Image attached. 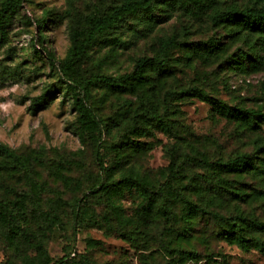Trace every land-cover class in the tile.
Returning a JSON list of instances; mask_svg holds the SVG:
<instances>
[{
  "label": "rangeland",
  "instance_id": "rangeland-1",
  "mask_svg": "<svg viewBox=\"0 0 264 264\" xmlns=\"http://www.w3.org/2000/svg\"><path fill=\"white\" fill-rule=\"evenodd\" d=\"M120 1L22 0L6 38H0V143L19 155L25 166L0 159V203L13 209L12 203L20 199L26 230L36 235L53 261L85 254L97 264H264L263 252L242 251L220 236L212 216L264 223V125L247 131L216 115L206 102L183 93L195 88L227 106L264 113V66L256 71L248 67L255 58L264 63L262 40L211 22L215 9L260 7V0H206L202 13L176 12L128 51L91 49L81 68L83 76L117 77L131 72L138 59L155 57L160 41L174 42L168 50L172 75L154 78L152 89L124 94L100 87L92 91L89 104L104 125L96 144L91 137L79 138L76 114L62 95L55 94L45 110L29 109L32 99L55 79L46 55L62 61L70 46V29ZM197 43H213L216 50L203 58L191 50ZM146 106L155 109L170 133L151 129L139 139L140 150L119 162L111 147ZM95 148L106 167L119 162L122 170L131 166L146 172L155 190L170 185L204 212L188 216L183 204L175 202L171 223L162 220L144 234H131V239L121 236L109 218V203L92 192L105 177L96 166ZM240 154L250 156L256 169L217 178L252 197L238 200L223 194L222 206H216L212 197L217 188L200 179L205 175L216 183L215 175L185 155L224 162ZM77 200H83L80 208ZM117 203L124 215L135 217L140 199L127 192ZM82 208L92 220L72 219V211ZM47 215L52 218L47 220ZM6 233L0 224V264H23L24 254L33 255L30 245L20 236L9 243ZM249 237L264 242V233ZM179 251L193 253L196 259L177 255Z\"/></svg>",
  "mask_w": 264,
  "mask_h": 264
},
{
  "label": "trees",
  "instance_id": "trees-1",
  "mask_svg": "<svg viewBox=\"0 0 264 264\" xmlns=\"http://www.w3.org/2000/svg\"><path fill=\"white\" fill-rule=\"evenodd\" d=\"M260 3H262L260 7L215 9L211 22L217 27L230 26L236 32L256 34L264 44V0H260ZM21 4L22 0H0L1 40L6 38ZM204 9H206V0H121L117 5L88 15L83 23L70 29V46L62 61L56 63L51 55H46L49 64L56 71L55 79L45 86L39 96L32 99L29 109L33 113L45 110L55 94L62 95L68 100L71 109L76 114V132L79 138L83 140L86 136L91 137L93 144H96L104 130V125L89 104L92 91L100 87L113 94H124L136 90L152 89L154 78L172 75L168 62V50L174 46V42L171 39L160 41V51L155 57L138 59L131 72L117 77L96 75L85 78L81 68L89 59L90 50H106L111 54L128 51L137 42L152 35L160 24L170 20L176 12L183 10L193 14L194 12L202 13ZM56 18L59 21L62 20L59 16ZM191 50L202 55L203 58H208L215 52L216 46L213 43H197L193 44ZM259 60L255 58L253 64L248 67L253 71L258 70L259 66H264V63ZM239 64L241 66L243 63ZM183 93L206 102L216 115L236 122L247 131H258L261 125H264V113L259 110L227 106L195 88L183 91ZM156 114L153 107L146 106L132 123L126 125L123 139L111 147L116 160L120 162L126 155H135L141 148L139 139L148 136L151 129L170 133L168 124L160 120ZM185 157L192 162H198L201 168L215 175L216 183H212L213 177L207 179L205 175H202L200 178L205 186L217 188L212 197L214 205L222 206V199L219 198L223 194L238 200L252 197L229 186L227 180L217 178L220 174L241 175L254 171L256 168L250 156L240 154L224 162H208L203 156L198 158L197 155H185ZM0 159H8L18 166H25V161L2 143H0ZM94 160L97 168L103 172L105 177L103 183L98 182L93 186L92 192L100 193L109 203V218L116 222L118 231L121 230L120 234L125 238L131 239V234L140 235L162 220L165 223H171L172 206L175 202L183 204L188 216L204 212L201 207L193 204L170 185L164 184L163 187L155 190L154 182L146 172L139 173L131 166L122 170L119 162L106 167L97 148L94 151ZM116 174H118L117 178H115ZM32 189L37 191L35 185H32ZM127 192H133L140 199L135 217L124 215L121 206L117 203ZM199 194L201 195V192ZM76 202L77 207L80 208L83 200ZM12 206L13 209H9L8 204L0 203V224L7 231L5 236L9 243H13L20 236L30 245L33 255L24 254L23 264H97L85 254L73 257L64 256L53 261L36 235L26 230L24 206L20 199L13 202ZM212 216L219 225L220 236L236 244L242 251L255 250L264 253V242L249 237L252 233H264V223L247 222L240 217L228 220L218 213H212ZM50 218L52 217L47 215V220ZM72 219L75 221L77 219L92 220V216L86 209L82 208L79 213L74 209ZM128 228L132 230L128 231ZM15 249H17L16 246ZM176 254L196 259L193 253L179 251Z\"/></svg>",
  "mask_w": 264,
  "mask_h": 264
}]
</instances>
